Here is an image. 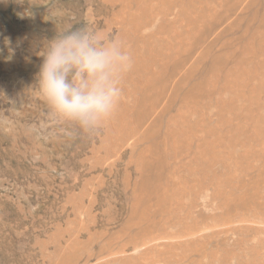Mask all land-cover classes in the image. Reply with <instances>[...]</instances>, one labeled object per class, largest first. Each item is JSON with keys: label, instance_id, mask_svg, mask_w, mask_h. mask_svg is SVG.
<instances>
[{"label": "rangeland", "instance_id": "374dc122", "mask_svg": "<svg viewBox=\"0 0 264 264\" xmlns=\"http://www.w3.org/2000/svg\"><path fill=\"white\" fill-rule=\"evenodd\" d=\"M146 1L174 8L171 22L179 8H198L199 15L212 8L205 13L211 37L182 42L185 52L173 64L181 63L187 80L161 100L152 96L159 121L146 127L126 113L149 93L147 79L130 70L112 117L84 129L44 101L37 83L43 56L54 37L79 28L102 30L137 49L142 43L118 11L141 8L142 0H0V264H264V143L254 144L260 157L228 160L233 133L224 126L233 114L264 118V0ZM162 21L156 15L142 35ZM182 25L173 32L185 31ZM166 32L147 47L167 42ZM190 129L191 145H175L172 131ZM199 150L213 159L199 163ZM238 150L244 155L246 146ZM210 164L202 174L200 165ZM243 188L245 200L237 198Z\"/></svg>", "mask_w": 264, "mask_h": 264}, {"label": "bare ground", "instance_id": "6f19581e", "mask_svg": "<svg viewBox=\"0 0 264 264\" xmlns=\"http://www.w3.org/2000/svg\"><path fill=\"white\" fill-rule=\"evenodd\" d=\"M139 6L141 8H120V10L118 11L120 15H123L124 17H126V22L125 23H122V24H126L127 27L129 26L130 28V32L132 34V37L130 36L134 41H140L142 44L140 43H137V49H132V50H128V49H125V51H127L131 57H132V67H131V70L133 72H136L138 74H141L144 79L146 80L147 79V89H149V93L147 95V97L145 98H142V104L141 105H131L130 107H127L126 108V113L130 114L133 118V120L139 124V125H145L146 127H148L152 121H159L160 119V115L158 116H155V114L152 112V108L153 106H155L157 103H154V104H151L152 103V100H153V97L152 96H155V98L157 99H160V95L163 93H166L168 91H172V92H176V91H179V88L181 87L182 85V81L183 80H187V77L186 75L183 76L182 73H181V63H177L176 64H173V62L178 59V58H181V55L183 52H185L183 50V47H182V42L185 44V46L189 43H193V42H197L199 41L198 39H202L205 37V35H207V39H209L211 37V35L209 34L210 32V28H208L209 26V22L206 23L205 21V13L207 12H210L212 10V8H207L205 13L203 15H199L198 14V8H179L178 10V13L175 14L176 16V19H173V21L171 22V15L173 13V10L174 8H151L150 5L147 3L146 0H142V5L139 3ZM144 7V8H143ZM216 13V12H215ZM156 15H160L161 16V19H163V21L160 23V25L155 29V31L151 32L149 36H144L142 35V32L145 28L151 26L153 24V21H154V18ZM218 15V14H217ZM173 18V17H172ZM210 18V17H209ZM216 18V17H215ZM214 18V19H215ZM123 19V18H122ZM221 19V18H220ZM124 21V20H123ZM220 20L217 19V22H219ZM159 24V23H158ZM181 24H183V28H186L185 31H180L179 34H177V32H173V30H176ZM125 25V26H126ZM126 28V27H125ZM153 28V27H152ZM151 28V29H152ZM154 29V28H153ZM178 30V29H177ZM129 31V30H128ZM163 31H167L166 33L168 34V41L167 42H163L161 44V46H156L157 48H154V46L151 48V47H147L148 44L150 43H153L155 37L157 36L158 33H161ZM169 31H172L169 32ZM127 32V31H126ZM124 34V33H123ZM146 34V33H145ZM161 35V34H160ZM255 35V34H254ZM127 36V37H128ZM251 37V36H250ZM121 38V37H120ZM140 38H143L142 41L139 40ZM158 38V37H157ZM163 38V37H161ZM167 39V38H165ZM161 40V39H160ZM164 40V39H163ZM172 40L175 41V44H176V41L178 42L177 45H173V46H168L169 45V41L172 42ZM212 40V39H211ZM166 41V40H165ZM173 41V42H174ZM191 41V42H190ZM159 42V40H158ZM255 42V41H254ZM253 42V43H254ZM159 44V43H158ZM159 44V45H160ZM229 44V43H228ZM226 44V45H228ZM256 44V43H254ZM257 45V44H256ZM260 47L259 44L258 46L256 47V50L257 48ZM255 48V47H254ZM259 50V49H258ZM257 50V51H258ZM261 50V49H260ZM261 52V51H260ZM254 54V52H252ZM186 54V53H185ZM256 55V54H255ZM222 56V55H221ZM254 56V55H253ZM218 57V56H216ZM173 58V59H171ZM199 58V57H198ZM221 57L219 56V60ZM184 59V58H183ZM224 59V58H223ZM188 60V59H187ZM197 60V59H196ZM216 60V59H214ZM225 60V59H224ZM242 61L245 60V59H241ZM247 60V59H246ZM179 61V60H178ZM184 61V60H183ZM202 61V60H201ZM240 61V60H239ZM238 61V62H239ZM181 62V61H179ZM193 62V61H192ZM195 62V61H194ZM197 62V61H196ZM195 62V64H197ZM213 62V61H212ZM219 62V61H218ZM237 62V63H238ZM248 62V61H247ZM261 62V60H260ZM184 63V62H183ZM215 63V62H214ZM212 63V64H214ZM221 63H223L221 61ZM240 63V62H239ZM243 64V62H241ZM245 63V62H244ZM263 63V62H262ZM188 64V63H186ZM216 64H217V61H216ZM246 64V63H245ZM258 64V63H257ZM256 64V65H257ZM260 64V63H259ZM194 65V64H193ZM193 65H190V66H193ZM221 65V64H219ZM236 65V64H235ZM247 66V65H246ZM172 67H175V70H172ZM184 68V66H182ZM197 67V66H195ZM216 67V65L213 67L211 66L212 70H214V68ZM237 67V65H236ZM235 67V68H236ZM240 67V66H239ZM199 68V66H198ZM218 68V67H217ZM216 70H218L219 68ZM234 68V67H233ZM187 69V68H186ZM192 69V68H191ZM243 69V68H242ZM251 69V68H250ZM188 70V69H187ZM196 70V69H195ZM195 70L193 72H195ZM235 70V69H234ZM245 70V68H244ZM247 70V68H246ZM245 70V71H246ZM156 71H158L156 73ZM197 71V70H196ZM211 72V71H210ZM213 72V71H212ZM242 72V71H241ZM190 73V72H189ZM192 73V71H191ZM231 73V72H230ZM243 73V72H242ZM232 74L235 75V73L233 72ZM129 76V73L126 74ZM213 75V74H212ZM231 75V74H230ZM238 75V74H237ZM241 75V73L239 74ZM188 76V75H187ZM206 76H209L208 74ZM205 76V77H206ZM211 76V75H210ZM250 76V75H249ZM130 77V76H129ZM140 77V76H139ZM214 77H217L216 76V73H214ZM220 77L221 74H220ZM233 77V76H232ZM127 78V77H126ZM177 80H176V79ZM208 78V77H207ZM206 78V80H207ZM213 78V77H212ZM211 78V79H212ZM248 78V77H247ZM129 79V78H128ZM215 79V78H214ZM231 79V78H230ZM246 79V78H245ZM125 80V79H124ZM123 80V81H124ZM143 80V78H142ZM220 80V79H219ZM217 79V81H219ZM236 80H240V79H237V77L231 79L232 83L233 81H236ZM127 81V80H126ZM134 81V79H133ZM137 81V79H136ZM189 81V80H188ZM216 83V82H215ZM231 84V82H229ZM236 83V82H235ZM129 84V83H128ZM144 84V82H143ZM218 84V83H217ZM252 84V83H251ZM131 85V83H130ZM213 85V84H212ZM215 85V84H214ZM243 85V83H242ZM135 86V84H134ZM211 86V85H210ZM209 86V87H210ZM216 86V85H215ZM231 86H234L231 85ZM140 87V86H139ZM144 87V86H143ZM135 88V87H134ZM198 88V87H197ZM203 88V87H201ZM232 88V87H231ZM237 88V87H236ZM256 88V86H255ZM254 88V89H255ZM131 89V88H130ZM129 89V90H130ZM190 89V88H189ZM248 89V88H246ZM192 90V88H191ZM234 90V89H233ZM263 90V88L261 89ZM131 91V90H130ZM193 91V90H192ZM191 91V92H192ZM195 91V89H194ZM201 91V90H200ZM247 91V90H246ZM148 92V91H147ZM239 92V91H238ZM249 92V91H248ZM261 92V91H260ZM194 92H192L191 94H193ZM231 93V91H230ZM123 94V93H122ZM132 94V93H131ZM200 94H202L200 92ZM198 95V96H201V95ZM255 94V93H254ZM253 94V95H254ZM236 95V94H235ZM262 95V94H261ZM203 96V95H202ZM245 96V95H244ZM122 97V96H121ZM169 97V96H168ZM178 97V96H177ZM240 97V96H239ZM242 97V96H241ZM247 97V95H246ZM244 98V97H243ZM254 98V97H253ZM144 99V101H143ZM191 99V97H190ZM199 99V98H198ZM202 99V98H201ZM121 100V99H120ZM133 100V99H132ZM161 100V99H160ZM186 100V99H185ZM192 100V99H191ZM258 100V99H257ZM261 100V99H260ZM154 101V100H153ZM184 101V100H183ZM187 101V100H186ZM194 100H192L193 102ZM223 101V100H221ZM232 101V100H230ZM175 102V101H174ZM190 102V101H188ZM203 102V101H202ZM201 102V103H202ZM250 102V101H249ZM136 103V102H135ZM200 103V104H201ZM207 103V102H206ZM220 103V102H219ZM245 103V101H244ZM120 104V103H119ZM131 104V103H130ZM222 104V102H221ZM262 104V103H261ZM126 105V104H125ZM202 105V104H201ZM200 105V106H201ZM246 105V104H245ZM183 106V105H182ZM235 106V105H234ZM259 106V105H258ZM256 106V107H258ZM164 107V106H162ZM167 107V106H166ZM184 107V106H183ZM191 107V106H190ZM192 107H195V106H192ZM191 107V109H192ZM204 107V106H203ZM241 107V106H240ZM254 107V106H253ZM216 108V107H215ZM214 108V109H215ZM251 107H249V110L251 111L250 109ZM123 109V108H122ZM154 109V108H153ZM169 109V108H167ZM180 109V108H179ZM209 109V108H208ZM231 109V108H230ZM181 110V109H180ZM190 110V109H189ZM197 110H200V109H197ZM204 110V109H203ZM222 110V109H221ZM228 110V109H227ZM253 110V109H252ZM258 110V109H257ZM194 111V110H193ZM207 111V110H206ZM204 111V113L206 112ZM217 111V110H216ZM232 111V110H231ZM246 111V110H245ZM263 111V110H262ZM171 112V111H170ZM168 112V113H170ZM189 112V111H188ZM197 112V111H196ZM199 112V111H198ZM209 112V111H208ZM227 112V111H226ZM238 112V111H237ZM236 112V113H237ZM253 112V111H252ZM258 112V111H256ZM179 113V112H178ZM201 113V112H200ZM242 113V112H241ZM120 114V113H119ZM194 114V113H193ZM233 113H231L232 115ZM245 114V113H244ZM249 114V113H248ZM246 114L245 116L246 117H243L239 114H233L232 118L230 119V121H227L225 120L224 121V126H228L230 128V131H232L233 133V137L232 138H229V143H232L234 142V147L231 148V154H229L228 156V160L231 159L233 157V160L234 161H237V157H244L246 156V159L247 158H256V157H260L261 153L259 154V152H255L254 150V144L257 143V142H263L264 143V118L261 117V116H256V115H248ZM180 115V114H179ZM188 115V113L186 114ZM208 115L207 114V118H208ZM221 115H223V113L221 112ZM115 116V115H114ZM118 116V115H117ZM184 116V115H183ZM194 116V115H193ZM205 116V117H206ZM218 117V116H217ZM185 118V116L183 117ZM194 118V117H193ZM186 119V118H185ZM209 119V118H208ZM217 119V118H215ZM192 120V119H191ZM182 121V120H181ZM184 122H189L188 120H183ZM124 122V119H122V123ZM131 122V121H130ZM234 123L236 122V125L235 126H232L231 123ZM182 123V122H181ZM221 123V122H220ZM132 124L133 121H132ZM175 124V123H174ZM216 124V123H215ZM113 127L112 129L114 131H118L117 130V127L115 126V124H112ZM177 125V124H176ZM174 125V126H176ZM223 125V124H222ZM212 126V125H211ZM218 126V125H217ZM221 126V125H220ZM219 126V127H220ZM228 127H226L228 129ZM176 128V127H175ZM181 128V127H180ZM148 129V128H147ZM146 129V130H147ZM178 129V127L176 128ZM180 130V129H179ZM178 130V131H179ZM194 129H190L188 131H182V132H178L177 130L176 131H172V134L173 135V141H174V144L175 145H180V147H183V143H187L188 146H190L191 144L189 143V138L191 136V133L193 132ZM138 131V130H137ZM198 131V130H197ZM140 134V133H139ZM141 135V134H140ZM141 137V136H140ZM135 138V137H134ZM149 138V137H148ZM247 139V142L245 143L244 140L242 139ZM185 141V142H183ZM223 143V142H222ZM227 143V142H226ZM262 143V144H263ZM149 145V144H148ZM169 145V144H168ZM186 145V144H185ZM243 145L246 146V151H245V154L244 155H241L239 153V150L238 148H242ZM223 146V145H222ZM226 146V145H225ZM174 147V146H173ZM176 147V146H175ZM220 147V146H219ZM175 150V149H174ZM244 150V149H242ZM178 151V150H177ZM149 152V151H147ZM146 153V152H145ZM144 153V155H145ZM163 153V152H162ZM189 153V152H188ZM187 153V154H188ZM192 153V152H191ZM190 153V154H191ZM193 155V153H192ZM199 157H197L199 163L201 161H205V160H210V159H213V155L210 153L209 157H205L204 155H206V153L203 154V152L201 150H199ZM208 155V153H207ZM228 155V154H227ZM190 157V156H189ZM143 158V157H142ZM141 159V157H140ZM144 159V158H143ZM223 159V158H222ZM194 160V159H193ZM232 161V160H231ZM173 162H176V161H173ZM178 162V161H177ZM142 163H143V160L141 159V161L139 162V166H142ZM263 163V162H262ZM144 164V163H143ZM149 164V163H148ZM219 164V163H218ZM162 165V164H161ZM167 165V164H166ZM181 165V164H180ZM196 167V166H195ZM205 167V166H204ZM202 165H200V168L202 169H199L201 170L200 172L203 174V171L209 169L211 167V164L207 167L204 168ZM233 167V166H232ZM237 167V166H236ZM185 168V167H184ZM174 170V169H173ZM178 170V169H177ZM176 170V171H177ZM188 170L191 172V173H194V174H198L199 175V181L202 177V175L197 172L196 170H193V169H190L188 168ZM161 171V170H160ZM165 171V170H164ZM175 171V170H174ZM246 171H248V169L246 170H241L240 172L245 175V173H247ZM188 172V171H186ZM185 172V173H186ZM250 172V171H249ZM155 173V172H154ZM167 173V172H165ZM184 173V174H185ZM163 174V173H162ZM150 175V174H149ZM156 175V174H155ZM167 175V174H165ZM162 176V175H161ZM170 176V174L168 175V177ZM187 176V175H186ZM184 176V177H186ZM157 177V176H156ZM166 177V176H165ZM167 177V178H168ZM174 177V176H173ZM180 177V175H179ZM178 177V179H179ZM148 178V177H147ZM164 178V177H162ZM182 178V177H181ZM188 178V177H187ZM143 179V178H142ZM170 179V178H169ZM176 179V178H175ZM232 178H229L227 181L229 182H226V185L228 186H232V183H231V180ZM161 180V179H159ZM181 180V179H180ZM179 180V181H180ZM186 180V179H185ZM143 181V180H142ZM141 181V182H142ZM168 181V180H167ZM175 181V180H174ZM173 181V182H174ZM178 181V182H179ZM183 182V181H182ZM181 182V183H182ZM180 183V184H181ZM166 184V183H165ZM174 184V183H173ZM152 185H154L152 183ZM157 185V184H156ZM155 185V186H156ZM169 185V184H168ZM175 185V184H174ZM174 185H173V189H174ZM165 186V185H163ZM178 186H181V185H178ZM185 186V185H184ZM154 187V186H153ZM182 187V186H181ZM160 188V187H159ZM188 188V187H187ZM136 189V188H135ZM157 189V188H156ZM189 189V188H188ZM150 190V189H149ZM171 190V189H170ZM179 190V189H178ZM249 189L247 188H243L242 191H241V194L237 197V198H240L241 200H245L246 197L245 195L247 194L248 195V191ZM135 191V190H134ZM148 191V190H147ZM159 191V190H158ZM229 191V190H228ZM251 191V190H250ZM182 192V191H181ZM188 192V190L186 191ZM184 192V193H186ZM208 192V191H207ZM176 194V193H175ZM185 196V195H184ZM262 195H258V197H261ZM193 198V197H192ZM165 199V198H164ZM170 199V198H169ZM178 199L177 196L175 198V200ZM264 201V198L262 199ZM179 201V199H178ZM183 201V200H182ZM185 201V200H184ZM192 201V199H191ZM167 202V201H166ZM169 202V201H168ZM167 202V203H168ZM175 202V201H174ZM176 203V202H175ZM184 203V202H183ZM190 203V202H189ZM178 204V203H177ZM176 204V205H177ZM172 205V204H171ZM174 206V205H173ZM187 206V205H186ZM184 207V206H183ZM189 207V206H188ZM166 208V207H164ZM133 209V208H132ZM136 209V208H135ZM186 209V208H184ZM190 209V208H189ZM194 209V208H193ZM137 210V209H136ZM182 210V209H180ZM188 210V209H187ZM138 211V210H137ZM163 212V211H162ZM135 213V212H134ZM133 213V214H134ZM132 214V213H131ZM141 214V213H140ZM184 214H187L186 211L184 212ZM146 215V214H145ZM133 216V215H132ZM142 216V215H141ZM131 219V218H130ZM136 220V219H135ZM147 222V221H146ZM161 222V220H160ZM136 223V222H135ZM156 223V222H155ZM163 224V223H161ZM148 225V224H147ZM146 225V226H147ZM127 226V225H126ZM145 226V227H146ZM157 226V225H156ZM163 227V226H162ZM153 228V227H152ZM159 228V227H158ZM145 230V229H144ZM154 230V229H153ZM157 230V229H156ZM150 231V230H149ZM146 232V231H145ZM149 233V232H148ZM117 234V233H116ZM143 234V233H141ZM140 234V235H141ZM145 234V233H144ZM147 234V233H146ZM118 236V235H117ZM150 236V235H149ZM138 238V237H137ZM115 241V240H114ZM137 241V240H136ZM135 242V241H134ZM138 242V241H137ZM91 243V242H90ZM135 244V243H134ZM141 245V244H140ZM138 246V244H137ZM182 246V245H181ZM264 246V245H263ZM141 247V246H140ZM139 247V248H140ZM109 248V246H108ZM150 248V247H149ZM186 249V248H185ZM184 249V250H185ZM109 250V249H108ZM145 250V248H144ZM183 250V249H182ZM60 251V250H59ZM123 251V250H122ZM149 251V250H147ZM106 252V251H105ZM120 252V251H119ZM150 252V251H149ZM66 253V252H65ZM142 253V252H141ZM145 253V252H144ZM143 253V254H144ZM148 253V252H147ZM61 254V253H60ZM146 254V253H145ZM138 256V255H137ZM142 256V255H141ZM140 256V257H141ZM148 256V255H147ZM56 257V256H55ZM54 257V258H55ZM65 257V256H64ZM74 257V256H72ZM78 257V256H77ZM121 257V256H120ZM135 257V256H134ZM139 257V256H138ZM62 258V257H61ZM66 258V257H65ZM127 258V257H126ZM125 258V259H126ZM146 258V257H145ZM148 258V257H147ZM109 259V258H108ZM140 259V258H139ZM59 260V259H58ZM73 260V258H72ZM141 260V259H140ZM55 261V260H53ZM71 261V259H70ZM108 260H106V263ZM142 261V260H141ZM58 262V261H57ZM62 262V261H61ZM121 261H119L120 263ZM126 262V261H125ZM128 262V261H127ZM133 262V261H132ZM143 262V261H142ZM146 262V260H145ZM144 262V263H145ZM73 263V262H72ZM75 264V263H74ZM124 264H127V263H124ZM148 264V263H147Z\"/></svg>", "mask_w": 264, "mask_h": 264}, {"label": "clouds", "instance_id": "9594fccd", "mask_svg": "<svg viewBox=\"0 0 264 264\" xmlns=\"http://www.w3.org/2000/svg\"><path fill=\"white\" fill-rule=\"evenodd\" d=\"M132 57L118 37L79 28L54 37L37 76L47 105L84 129L99 127L116 111Z\"/></svg>", "mask_w": 264, "mask_h": 264}]
</instances>
